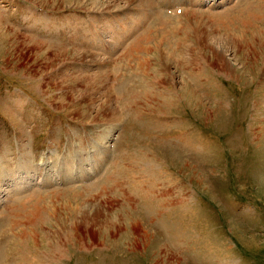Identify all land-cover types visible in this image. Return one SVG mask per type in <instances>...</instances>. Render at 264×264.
Segmentation results:
<instances>
[{"label": "rangeland", "instance_id": "obj_1", "mask_svg": "<svg viewBox=\"0 0 264 264\" xmlns=\"http://www.w3.org/2000/svg\"><path fill=\"white\" fill-rule=\"evenodd\" d=\"M0 264H264V0H0Z\"/></svg>", "mask_w": 264, "mask_h": 264}, {"label": "bare ground", "instance_id": "obj_2", "mask_svg": "<svg viewBox=\"0 0 264 264\" xmlns=\"http://www.w3.org/2000/svg\"><path fill=\"white\" fill-rule=\"evenodd\" d=\"M170 1V0H169ZM173 2V1H172ZM172 4V3H171Z\"/></svg>", "mask_w": 264, "mask_h": 264}]
</instances>
